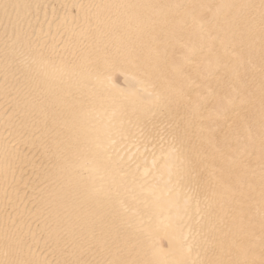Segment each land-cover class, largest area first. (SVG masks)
Segmentation results:
<instances>
[{"label": "bare ground", "instance_id": "obj_1", "mask_svg": "<svg viewBox=\"0 0 264 264\" xmlns=\"http://www.w3.org/2000/svg\"><path fill=\"white\" fill-rule=\"evenodd\" d=\"M0 264H264V0H0Z\"/></svg>", "mask_w": 264, "mask_h": 264}]
</instances>
